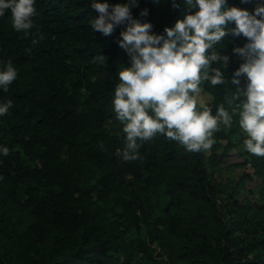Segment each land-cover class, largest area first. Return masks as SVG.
<instances>
[{"label":"trees","instance_id":"16d2710c","mask_svg":"<svg viewBox=\"0 0 264 264\" xmlns=\"http://www.w3.org/2000/svg\"><path fill=\"white\" fill-rule=\"evenodd\" d=\"M260 2L227 6L252 11ZM176 3L138 0L132 12L159 34L183 18V0ZM36 8L29 35L14 30L10 11L0 18V61L18 70L0 90V102H13L0 116V144L10 149L0 155V264H264V157L241 155L243 178L262 180L258 197L238 200L216 178L221 156L245 134L233 109L247 78L231 79L244 62L233 49L247 38L229 33L214 45L228 65L202 70L224 74L221 84L201 79L213 98L205 107L215 114L223 105L233 115L214 133L208 157L157 134L140 142L138 159L125 161L112 103L118 73L130 66L117 43L123 26L110 36L95 32L91 0H36ZM144 8L147 17L139 15Z\"/></svg>","mask_w":264,"mask_h":264},{"label":"clouds","instance_id":"9594fccd","mask_svg":"<svg viewBox=\"0 0 264 264\" xmlns=\"http://www.w3.org/2000/svg\"><path fill=\"white\" fill-rule=\"evenodd\" d=\"M183 3V18L157 34L151 22H141L134 16L132 8L138 0L114 5L108 0H91V8L99 13L91 19V28L110 36L123 26L117 43L130 56V66L118 73L112 101L125 133L122 158L138 159L140 142L157 134L178 141L189 152H206L216 142L214 133L220 124L231 126L233 115L223 105L215 114L210 107H197L202 78L210 79L213 85L224 82L220 69L213 68L211 76L202 70L212 63L228 65L229 57L214 45L221 44L229 33L247 38L242 47L233 49L244 62L235 71L232 83L239 85L241 75L247 78L246 87L237 88L235 98L242 94L244 99L233 112L238 113L239 127L246 134L244 149L264 157V0L252 11L229 7L228 0ZM172 6L181 7L176 0H172ZM9 11L14 30L29 35L37 14L36 0H0V18ZM139 15L147 17L149 9H142ZM17 77L18 70L11 60L0 61V90L7 92ZM12 103L0 102V116L9 113ZM9 152L6 145L0 144V155Z\"/></svg>","mask_w":264,"mask_h":264},{"label":"rangeland","instance_id":"374dc122","mask_svg":"<svg viewBox=\"0 0 264 264\" xmlns=\"http://www.w3.org/2000/svg\"><path fill=\"white\" fill-rule=\"evenodd\" d=\"M197 100V105L205 107L213 101V98L207 92L200 90ZM245 136L246 134L236 136L235 142L240 145L226 154V156H221L223 149L219 151V155L222 159L219 161L221 170L216 174L218 185L226 189V191L233 193L238 200H242L244 197L248 196L249 192H253L257 197L260 196L259 192L263 187L262 180L259 177L243 178L245 168L240 167V164L243 162V157L241 155L243 151H245L243 146ZM206 155L208 157L209 152ZM206 165L208 171L212 173L213 169L211 168L208 158L206 160ZM250 196L252 195L248 197Z\"/></svg>","mask_w":264,"mask_h":264}]
</instances>
